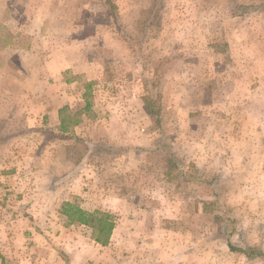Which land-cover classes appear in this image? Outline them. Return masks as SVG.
I'll return each instance as SVG.
<instances>
[{"label": "rangeland", "instance_id": "1", "mask_svg": "<svg viewBox=\"0 0 264 264\" xmlns=\"http://www.w3.org/2000/svg\"><path fill=\"white\" fill-rule=\"evenodd\" d=\"M262 254L264 0H0V264Z\"/></svg>", "mask_w": 264, "mask_h": 264}, {"label": "trees", "instance_id": "2", "mask_svg": "<svg viewBox=\"0 0 264 264\" xmlns=\"http://www.w3.org/2000/svg\"><path fill=\"white\" fill-rule=\"evenodd\" d=\"M90 104L88 100H86L85 105L80 111H87ZM150 111L154 112L155 110L150 108ZM63 130L64 127V119H63ZM62 211L61 213L68 218V223H78L83 224L91 228L93 239L105 245L108 243L110 239L111 232L114 228V220L113 216L108 212H103L100 210L88 211L82 209L80 206L75 205L70 201H64L61 205ZM231 249H234L231 247ZM247 257H252L254 254V250L248 249H238ZM264 258V254L262 256Z\"/></svg>", "mask_w": 264, "mask_h": 264}]
</instances>
